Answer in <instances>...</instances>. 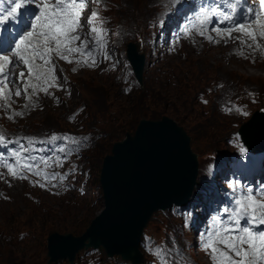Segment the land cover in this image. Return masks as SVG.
<instances>
[{
  "label": "rangeland",
  "instance_id": "obj_1",
  "mask_svg": "<svg viewBox=\"0 0 264 264\" xmlns=\"http://www.w3.org/2000/svg\"><path fill=\"white\" fill-rule=\"evenodd\" d=\"M169 3L170 0H101L99 5L94 3L91 12L96 10L101 16L104 6L112 21L118 23V34L115 35L109 27L106 36L113 58V70L108 73V67L104 66L107 59L98 55L97 69L82 67L77 73L68 74L71 87L67 92L64 90L60 102L42 97L37 108L29 107L27 110L23 108L24 102L16 104L14 110H23L25 115L16 117L14 121L0 115V127L9 136L34 135L44 139L53 133L61 136L67 130L74 135L77 131H88L94 137V144L90 149L83 154L74 153L60 166L61 171L70 172L71 184L80 187L78 192L71 188L74 192L53 196L30 184L29 179H13L6 169L0 168V172L4 173L3 177L6 176L5 179H0V264H69L66 260L47 263L46 237L53 232L48 229L47 224L58 220L67 221L68 217L62 213L66 207L70 208L72 217L80 219H92L102 209L99 185L101 162L117 141L111 137L112 133L121 129L127 119L124 118L134 106L144 111L155 110L157 106V109L166 112L168 116L176 119V112L183 119V122H179L181 125H178L190 136V147L198 159L194 191L201 185L198 182L202 174L212 179L207 173L212 170L214 163L227 164L230 159L240 157L239 146L242 144L236 131L254 113H264V56L259 52L253 55L240 42L230 46L196 45L188 41L174 51L167 47L170 42L167 41L168 25L164 28V43L157 46L152 39L153 36L156 37V21ZM173 3L174 1L166 9L171 8ZM89 12L86 11V17ZM101 17L104 18L103 15ZM108 36L115 40L109 43ZM148 37L151 39L149 42ZM128 42H136L145 56L146 65L141 84L136 82L131 65L128 64ZM237 51H242L244 55H239ZM228 108L233 110L228 111ZM243 112H247V115ZM70 117L74 119H69ZM135 127L128 130V133H133ZM60 147H65L71 153L67 141L61 140V145L55 147L56 154ZM83 164L89 168L90 173L81 168ZM84 182L87 184L85 188L82 186ZM73 222L78 224L81 220ZM194 227L191 232L185 230L188 227L184 212L182 214L172 208L154 212L143 235L150 234L155 239L146 244V238L142 235L140 242L143 248H150L149 264H155L152 257L157 258L151 251L158 247L156 243H152L154 240L161 242L159 248L166 242L175 245L180 240L186 253L194 258L195 263L192 264H207L209 256L198 250H202L201 240L199 235L194 239L193 232L197 233L198 225ZM85 228L79 230L84 232ZM142 246L140 250L143 262L140 264H145L147 256ZM183 255L176 256L175 262L181 264V259L186 258ZM126 263L131 262L121 259L119 255L108 257L102 248L80 250L74 260V264Z\"/></svg>",
  "mask_w": 264,
  "mask_h": 264
},
{
  "label": "snow or ice",
  "instance_id": "obj_2",
  "mask_svg": "<svg viewBox=\"0 0 264 264\" xmlns=\"http://www.w3.org/2000/svg\"><path fill=\"white\" fill-rule=\"evenodd\" d=\"M89 2L99 5L101 0H8L7 14L0 13V25L9 20H18L21 15L28 24L26 31L21 30L22 34L17 32L13 42L0 44V98L4 99L0 107L5 110L11 108L8 101L13 96L12 88H15V97H24L25 110L38 107L40 93L51 96L50 88H61L62 85L57 82L59 77L56 75L54 58L89 68L96 66L98 55L109 59L106 51L108 30L104 27V18L93 10L84 19ZM244 11L245 15L237 20L238 4L235 0H229L226 7L215 3L204 4L197 9L191 28L185 27L184 34L190 35L195 29L198 35L205 36L207 25L212 24L215 18V27L211 30L221 39L227 42L233 38V32L240 33L236 39L242 45L251 49L253 55L257 51L264 55V45L260 43L264 40V0H258V10L257 0H254ZM206 39L219 42L211 35ZM238 54L244 55L242 51ZM18 67L21 71L17 75L15 70ZM77 67L72 71L76 72ZM34 97L37 99L34 100ZM243 114L247 115V112ZM24 115L23 110H13L7 119L14 121L16 117ZM48 139L67 141L69 137L53 133ZM35 143V137L9 138L0 127V149H4L0 151V168L6 169L13 179L28 180L29 175H35L42 177L45 183L29 181L34 186L38 184L47 189L51 184L52 188H56L58 184L52 182L58 180L63 184L68 173L46 171L52 166L50 161L53 158L32 155ZM73 143L78 142L73 140ZM239 147L241 154H245L246 149L242 145ZM57 151L64 153L63 157L58 156L54 161L55 166L60 167L71 153L65 147ZM3 176L4 173L0 172V179ZM228 188L232 193L231 199L211 218L212 224L201 233V248L209 256L211 264H264V187L253 188L243 185L240 180H231ZM151 251L158 258V264H173L164 249L157 247ZM181 264L188 262L182 258Z\"/></svg>",
  "mask_w": 264,
  "mask_h": 264
},
{
  "label": "water",
  "instance_id": "obj_3",
  "mask_svg": "<svg viewBox=\"0 0 264 264\" xmlns=\"http://www.w3.org/2000/svg\"><path fill=\"white\" fill-rule=\"evenodd\" d=\"M126 57L141 84L145 56L136 42L126 45ZM264 113H254L238 130L245 145L256 151L264 144ZM198 174L197 154L190 136L168 116L141 118L133 133L115 141L101 162L102 209L80 235L53 231L46 237L47 263L74 264L80 250L102 248L132 264L143 262L140 242L156 211L186 206Z\"/></svg>",
  "mask_w": 264,
  "mask_h": 264
},
{
  "label": "trees",
  "instance_id": "obj_4",
  "mask_svg": "<svg viewBox=\"0 0 264 264\" xmlns=\"http://www.w3.org/2000/svg\"><path fill=\"white\" fill-rule=\"evenodd\" d=\"M158 107L155 106V110H150V111H144L140 108H135V106L133 107V109L130 110L129 115L127 114V116L124 118L126 119V122L123 123V125L121 126V129H119L118 131L112 133L113 138L121 139L123 137V135H125L128 130L132 129L133 127H135L138 123V121L141 118H150V119H159L162 116H168L166 114V112H161L159 109H157ZM176 115V119L175 117H170L172 119H174L176 121L177 124H180L181 122H183V119L179 116L178 113L174 112ZM180 122V123H179ZM181 125V124H180ZM118 138V136H120ZM62 211H60L61 213ZM63 214H65L66 217H68L67 221L66 220H58L55 222H50L48 225V229L50 231H59V232H71L73 234H80L82 231L79 229H82V227H86V225H88V223L90 222L91 218H76V217H72L71 216V210L70 208L68 209L67 207L64 208ZM93 217V216H92ZM58 219V218H57ZM73 220H81V222H77L78 224H74ZM72 221V222H71Z\"/></svg>",
  "mask_w": 264,
  "mask_h": 264
},
{
  "label": "bare ground",
  "instance_id": "obj_5",
  "mask_svg": "<svg viewBox=\"0 0 264 264\" xmlns=\"http://www.w3.org/2000/svg\"><path fill=\"white\" fill-rule=\"evenodd\" d=\"M158 2V1H157ZM161 2V1H160ZM166 3H168V2H166ZM153 4H155V3H153ZM161 6V5H160ZM150 7V6H149ZM144 9H145V7H144ZM157 10V9H156ZM148 11V10H147ZM113 17H114V15H113ZM143 18H144V16H143ZM152 18V17H151ZM115 19V18H114ZM124 19V18H123ZM136 21V20H135ZM149 21V20H148ZM153 21V20H152ZM147 22V21H146ZM146 22H145V24H146ZM136 23V22H135ZM139 23V22H138ZM139 25V24H138ZM138 27V26H137ZM147 28H149V27H147ZM144 29H145V27H144ZM150 31V30H149ZM143 32V31H142ZM264 43H262V45H263ZM206 46V45H205ZM140 47V46H139ZM224 47V46H223ZM243 47V46H242ZM229 49H231V48H229ZM235 49V48H234ZM233 49V50H234ZM232 50V49H231ZM245 50H246V48H245ZM251 50V49H250ZM238 52V51H237ZM248 52H249V50H248ZM247 52V53H248ZM251 52V51H250ZM239 53V52H238ZM250 54V53H249ZM243 56V55H242ZM263 56V55H262ZM185 57V56H184ZM245 58V57H244ZM252 59H254V58H252ZM161 60V59H160ZM244 60V59H243ZM256 61V60H255ZM161 66V65H160ZM194 66V65H193ZM82 68V67H81ZM86 68V67H85ZM193 68V67H192ZM205 68V67H204ZM197 71V70H196ZM166 72V71H165ZM202 72H203V70H202ZM200 74V73H199ZM233 74V73H232ZM201 75V74H200ZM204 75V74H203ZM204 77V76H203ZM233 78V77H232ZM199 79V78H198ZM209 79V78H208ZM212 79H214V78H212ZM201 80V79H200ZM204 80V79H203ZM228 81V80H227ZM232 81V80H231ZM238 81V80H237ZM221 82V81H220ZM226 82V81H225ZM222 83V82H221ZM220 83V84H221ZM237 83V82H236ZM205 84V83H204ZM207 84V83H206ZM213 84H215V83H213ZM223 84V83H222ZM229 84V83H228ZM235 84V83H234ZM216 85V84H215ZM214 85V86H215ZM225 85V84H224ZM213 86V87H214ZM219 86V85H218ZM224 87V86H223ZM222 88V87H221ZM228 88V87H227ZM197 89V88H196ZM204 89V88H203ZM216 89H218V88H216ZM219 90V89H218ZM228 91V90H227ZM219 92V91H218ZM204 93V92H203ZM215 93V92H214ZM56 101V100H55ZM55 101H54V103H55ZM47 102V101H46ZM21 106V105H20ZM30 111V110H29ZM263 132H264V129H263ZM198 168H199V166H198Z\"/></svg>",
  "mask_w": 264,
  "mask_h": 264
}]
</instances>
